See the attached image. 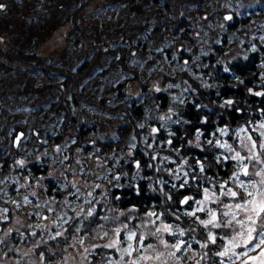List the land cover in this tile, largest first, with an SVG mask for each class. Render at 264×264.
Masks as SVG:
<instances>
[{
    "label": "trees",
    "instance_id": "trees-1",
    "mask_svg": "<svg viewBox=\"0 0 264 264\" xmlns=\"http://www.w3.org/2000/svg\"><path fill=\"white\" fill-rule=\"evenodd\" d=\"M50 1H28L20 23L24 42L12 45L13 52L6 49L8 60L0 62L7 75H21L10 91L15 98L3 90L15 80L6 83L0 77V199L7 215L15 207L5 195L13 200L37 184L47 200H83L69 179L80 176L104 184L109 193L108 208L102 197L97 199L91 218L103 221L106 216L108 223L124 225L155 213L149 215L154 226L175 228V240L186 241L183 247L196 258L203 259L204 244L218 251L222 229L200 223L211 217L206 207L198 211L195 201L212 203L205 200L204 189L216 195L221 184L223 191L237 190V172L246 183L255 178L244 176L243 166L220 145L237 148L241 129L260 142L264 95L255 93H264V0H248L232 11L213 7L212 0H195L193 7L169 0H118L135 11L138 22H99L90 31L78 21L82 0ZM69 17L80 35L65 63L23 47L47 39ZM2 21L0 28H9ZM132 82L137 92L130 91ZM186 197L188 202L181 203ZM36 206L24 207L34 228L21 232L8 224L6 231L0 224V253L20 257L21 247L27 246L41 264H59L70 242L81 237L86 220L46 225L47 213L41 216ZM47 206L39 207L45 211ZM212 210L225 221L220 208ZM48 212L53 215L52 209ZM190 212L195 215H186ZM137 232L138 239L142 231ZM209 232L216 244L206 239ZM115 254L93 253L88 261L112 264ZM181 255L177 258L184 262ZM228 255L232 261L211 254L209 264L240 263Z\"/></svg>",
    "mask_w": 264,
    "mask_h": 264
},
{
    "label": "rangeland",
    "instance_id": "rangeland-1",
    "mask_svg": "<svg viewBox=\"0 0 264 264\" xmlns=\"http://www.w3.org/2000/svg\"><path fill=\"white\" fill-rule=\"evenodd\" d=\"M28 1L31 3L40 2V0H0V5H3V8H0V20L4 19L6 22H2L9 25V28L7 29L0 28V62L6 63V61L8 60L4 55L6 49H10L13 52V46H16L18 44L21 47V44H23L24 42V36H22L23 30L20 27V23L24 19L23 13L28 12ZM44 1H49L50 3H52L50 0ZM169 1H172L175 6H180L182 3H185L187 6L193 7L191 6V3H193V1L195 0ZM247 1L248 0H212L211 3L213 7H221L228 11H232L236 10L238 6L244 5V3H246ZM119 2L120 1L118 0H82L78 12L79 15L77 14L78 21L82 26H85L88 31H90V29H94L99 22H103L104 25H127L129 21L137 23L138 19L136 18L135 11L129 9L126 4H122L121 2V4H119ZM177 8L179 9V7ZM131 14L132 16H134L133 18L135 21L131 20ZM28 18L31 17L29 16ZM72 24V19L70 20L69 17V20L63 21L62 24L56 29V31L51 33L50 37H48L47 39L40 40L39 44L36 45L34 43L32 45L25 43V46L23 47H25L26 50H34L43 58L52 57L51 59L55 62L65 63V61H67V59L70 58L71 55L73 56L74 45H76L74 39L78 35H80L79 31L76 30L77 27L74 28ZM198 28L199 32L204 29L200 25ZM198 31L196 32V35H199ZM203 37H205V34L201 33L200 39L204 40ZM1 69L2 68L0 67V77H3L6 83L15 80L16 84L13 83L10 85L8 83L6 85L7 87L3 89L7 92L9 97L13 98L15 94L14 96L13 94L11 95L10 91H13L14 85L18 84V82H16V79L18 80L21 75L19 71L18 74L9 73L10 75H7L6 72L2 71ZM157 81L158 79H154L155 84L157 83ZM130 89V91L132 92L138 91L136 82L130 83ZM261 132H264V128L260 127L259 133ZM242 137L243 139L239 142V145L236 146L237 148H233L235 151L230 152L231 156H235L236 151H239L241 155H244L245 157L258 155V160H249L246 158L241 165H246L249 169L250 175L252 177H255L254 180L259 181L260 177L252 174L260 171L261 168H264V155L260 150V144L264 143V136L260 135V142H257V137H254L248 131H243ZM249 137H251V140L249 139ZM252 141L256 142V146L254 148L252 147ZM242 145H246V147H242ZM248 149H251V151H249ZM96 162L100 164L103 162V159L96 160ZM90 167H92L91 164ZM78 169H80V167H77L75 171ZM92 169H94V166L92 167ZM62 176L66 178L68 174L64 173L62 174ZM69 179L71 181V187L75 189V191L78 193L77 195H81L84 197L83 200L77 201L75 200V198H73V196L64 200V203L62 201L57 203L53 202V199L47 200L42 190L43 187H40L37 184V186H32L31 189L23 191V194L14 198L13 200H11L9 196H6L4 194L5 198H8V200L11 201V204L14 203L15 207L14 212L7 215L6 204H4L5 201H3V199L1 201L0 199V224L2 226H5L6 231L10 226L12 228H16V230L24 232L27 227L32 226L28 222L27 211L24 210V207H27L29 204H34V206L37 205V212L41 216L44 213H47L44 215L45 219L43 220V223L46 225H55L57 220L69 222L72 218L76 217H80L81 219L86 220L87 223L84 221L85 225L83 229L79 230L80 232L82 231L81 237H75L74 240L70 242L65 261H61L59 264H89L88 259H90V254L93 253H97L101 256L116 253L115 256L113 255L114 260L116 261L112 262V264H132L133 261H136L137 264H209L211 254L216 255L218 252H222L225 248L230 247L228 243L229 238L227 237H230L231 239V236L234 235L233 229L235 227H238L235 224L233 225V228L221 227L220 229H222V233H220V236H222V241H217L218 251L211 250L210 246L207 245L205 249L206 252H203V259L196 258L197 254H195V252L192 253L190 250H188L190 248L187 246L182 247V251L176 252L175 256H171L169 255V253L174 252L175 249L171 247L166 248L164 244L161 243V241L167 242L169 246L176 243V237L174 238L173 235L175 228H170V231H167L168 234H165L166 231H163L164 225H159L158 223V226H154V219H152V217L148 214L136 216L135 219L133 217V219L135 220L133 223L128 224L127 222H125L124 225H112L111 223H108L109 221L107 220L106 216H104L103 221H99V219L97 218H91V216L93 215L89 216V212H94V205L97 199L102 197L104 202L108 200L107 194L109 193L107 188H105L104 184L100 185L99 182L94 180L86 181L80 176L75 178L69 177ZM261 188L264 189V186H261ZM238 189L236 191H243L242 189ZM226 190L227 189H225L224 191ZM220 193L221 192L218 191L214 196L212 194L209 195L210 198L208 200H212V203L209 204L207 201H204V203L200 204L201 208H220L223 213L224 211H227V209H224L223 204H235L237 202V200L231 197L221 196ZM31 194L34 197H32ZM217 197L219 198V202H217ZM43 203H45V205H48L44 209L45 211L41 210L39 207L42 206ZM48 208L50 210H53L52 216L48 212L50 211L48 210ZM107 208L108 203L105 202L104 209ZM102 215H105V213H103ZM242 215L243 214L239 212L237 213L238 217ZM227 219H230V217H226L225 221ZM128 220H130V222L132 221L130 218ZM222 221L223 219L220 217L218 222ZM43 223L39 224L44 225ZM8 224L9 226H7ZM209 227H211V225H209ZM32 228L34 227L32 226ZM123 228H125L123 231L125 236L122 238L119 234H117L116 230L119 229L120 231ZM157 228H160L161 231L156 232ZM137 229L139 231H142L140 236H138V239ZM130 232L136 233V237L132 241H128L126 239L127 235ZM253 235H255V233H253ZM141 239L143 240V247H141V245L137 243V241ZM113 241H118L115 247H105V245L112 244ZM255 243H258V241H253V244ZM129 244H131L134 249H137L136 251H133L131 255L123 253V249L128 247ZM148 245H151V247H148ZM251 247L252 245H249V248ZM235 249H239V252L247 251L246 256L240 255L236 257V262L240 260L239 264H243L244 262V264H264V255L261 254L264 253V245H260L259 247H256L251 251H248V249L245 248ZM235 249H233V251H235ZM229 253L231 254L232 251H230ZM180 254H182L181 256L183 257L184 262L182 260L180 261L181 257L180 259L177 258V256ZM256 254L258 255V259L256 258V260L248 262V258ZM157 256H160V259H156ZM143 257H150V259H143ZM225 257L227 256H219V258L222 260H224ZM216 258L217 257H215V259ZM21 259L27 261V264H41L39 258L33 257L31 247L22 246L20 257H11L5 252L0 253V264H20L22 262ZM17 260H19V262Z\"/></svg>",
    "mask_w": 264,
    "mask_h": 264
},
{
    "label": "snow or ice",
    "instance_id": "snow-or-ice-1",
    "mask_svg": "<svg viewBox=\"0 0 264 264\" xmlns=\"http://www.w3.org/2000/svg\"><path fill=\"white\" fill-rule=\"evenodd\" d=\"M0 8H3V5H0ZM228 19H231V17H228ZM171 87V85H169ZM159 90V89H157ZM257 96L264 95V93L257 92L255 93ZM227 103L231 104L232 101H227ZM261 128H264V124L260 125ZM157 129H153V132H156ZM222 133L225 131L224 129L220 130ZM240 131H244V129H241ZM237 135H239V132H237ZM261 136H264V132L260 133ZM197 139H199V135L197 136ZM251 140V137H249ZM171 143V141H169ZM211 143V141H209ZM256 146V142L252 141V147L254 148ZM220 147L226 148L228 151H235L231 145L227 144H221ZM242 147H246V145H242ZM261 148H264V143L260 144ZM251 151V149H248ZM259 159L258 155L255 156H249L245 157L244 155H241L239 151H236L235 156L231 157V159L236 160L238 163L242 164L245 159ZM21 165L23 164V161H19ZM137 167H139V164H137ZM243 175L250 177L249 169L246 165L243 166ZM201 171H203V166L201 165ZM186 175V174H185ZM255 176H259L260 180L256 181L250 177L249 181L246 183L245 181L240 179V173L237 172L234 174V179L238 181V188L242 189V192H238L236 190H233L232 188H228L226 191H223L225 188V185L221 184L220 188L222 189L220 195L225 197H231L237 202L235 204H223L224 209H227V211H224L222 215L224 217H230V219H227L226 221L218 222L219 217L217 213L212 210L208 209V214L211 217L209 220H201L200 223L204 225L205 228H207L209 225H211L213 228H233V225L235 224L238 227H235L233 229L234 235L231 236V239H229V248H225L224 251L218 252L217 255L224 257L228 256L229 261H232V256H229V252L232 251V255L234 256H240V255H247V251L236 253L233 251L235 248H245L248 249V251L254 250L256 247H259L260 245H264V189L261 188V186H264V168H261L260 171L255 172ZM183 187V185H181ZM251 189V190H250ZM205 193V200H208L209 197V190L204 189ZM215 195L214 193L212 194ZM217 202H219V198L217 197ZM188 198L186 197L181 203H187ZM197 204H202L204 201H195ZM6 211V210H5ZM198 211H205V209L200 208ZM243 214L242 216L238 217L237 213ZM89 215H91V212H89ZM149 215H155V213H149ZM186 215L194 216L195 212L186 213ZM171 226L170 225H164L163 231H170ZM117 234H119V229L116 230ZM161 229L157 228L156 232H160ZM177 232L179 236H184L185 232L183 229H177ZM255 233V235H253ZM136 237L135 232H130L126 239L128 241H132ZM206 239L210 240L213 244L217 243V237L212 234L211 232L208 233ZM253 241H258V243L253 244ZM118 241H113L112 244L105 245V247H115ZM143 247V240L137 241ZM161 243L164 244L166 248L171 247L175 249L174 252H170L169 255L175 256L176 252H181L183 245L186 243V241L178 240L176 243L172 245H168L167 242L161 241ZM249 245H252L251 248H249ZM202 247H207L206 244L201 245ZM148 247H151V245H148ZM137 249H134L131 244L128 245V247L123 249V253H127L131 255L133 251H136ZM264 255V253H261ZM143 259H150V257H143ZM156 259H160V256H157ZM132 264H137L136 261H133Z\"/></svg>",
    "mask_w": 264,
    "mask_h": 264
},
{
    "label": "water",
    "instance_id": "water-1",
    "mask_svg": "<svg viewBox=\"0 0 264 264\" xmlns=\"http://www.w3.org/2000/svg\"><path fill=\"white\" fill-rule=\"evenodd\" d=\"M258 257V255L256 254V255H252V256H250L249 258H248V262L249 261H252V260H254V259H256Z\"/></svg>",
    "mask_w": 264,
    "mask_h": 264
}]
</instances>
